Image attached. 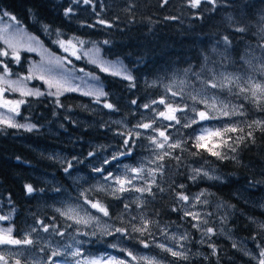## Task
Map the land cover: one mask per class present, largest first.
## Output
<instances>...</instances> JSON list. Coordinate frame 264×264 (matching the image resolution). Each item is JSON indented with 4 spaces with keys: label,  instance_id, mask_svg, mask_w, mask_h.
<instances>
[{
    "label": "trees",
    "instance_id": "trees-1",
    "mask_svg": "<svg viewBox=\"0 0 264 264\" xmlns=\"http://www.w3.org/2000/svg\"><path fill=\"white\" fill-rule=\"evenodd\" d=\"M69 2L70 0H0V10L17 17L28 32L54 53H60V48L53 42L57 38L58 29L65 37L77 36L87 41V44H98L104 55L123 59L135 77V87L130 88L129 81L101 72L93 64L87 65L102 80L104 90L109 94L102 101L106 99L113 103L119 111L105 109L102 103L97 105L91 97L78 92H67L60 97L65 105L63 108L55 107L50 102L53 99L51 97H27L30 104L21 107L22 116L17 118L25 121L23 117H27V122L37 125V128L28 132L0 126V214H8L15 208L12 212L15 228L13 234L21 237L35 219H45L51 223V218L56 217L59 226L63 218L58 216L55 208L61 207L60 201L66 200L68 196H77V184L83 190L95 183L92 177L96 174L92 167H100L103 156L117 151L123 143L117 132L124 131V128L112 121L124 119L126 126L131 128L141 119L140 114L147 111L142 107L137 109L131 103L132 100L143 105L150 99L159 98L164 93V83L172 80L176 74L183 75L184 70L189 67L199 71L205 56L220 62L223 59L220 54L224 53L231 62L228 66L241 67L246 62L243 57L256 48L261 49L264 41L260 34V29L264 27V21L261 20L264 0H220L212 11L203 10L211 9L212 6L208 4H203L201 9H189L186 0H168L166 4L164 0H92L87 5L80 0L78 5H74V14L66 18L63 12ZM29 8L33 10L35 19L29 15ZM197 12L199 18L193 14ZM228 17L232 20L229 21ZM98 20L106 21L111 27L97 23ZM44 25H49L51 35L44 31ZM237 26L247 27V31L237 32ZM225 36L230 41L227 50L223 43ZM104 41L109 43L105 44ZM213 48L216 49L215 52ZM25 54L21 53L20 64L7 60L13 75L26 73L23 68ZM223 94L231 97L226 91ZM245 104L251 119L264 116V113L256 112L253 105L247 102ZM84 105L88 108H84ZM255 137V143L249 142L247 147L241 146L237 154L238 162L219 161L204 154L212 162L210 165L213 164L219 171L220 180L190 179L191 170L187 165L202 163L200 157H189L181 167H177L175 160L167 161L164 177H157L160 185L167 190L158 192L154 189L157 195L148 210L149 215L158 212L155 219L161 226L172 224L169 229L190 233V240L186 242L190 259L177 261L176 264H255L242 251L232 246L236 242L230 237L244 240L252 250H256V244L251 238L258 229L253 221L260 222L264 219V209L261 206L264 200V133L257 131ZM139 143L146 145L147 141L141 140ZM101 145L105 147L99 149ZM90 151L95 152L93 157L88 156ZM134 153V156L124 159L136 162L148 151L136 147ZM73 157L82 162L76 163ZM61 160L73 161L70 176L64 172L67 164H62ZM77 177L81 179L76 181L74 178ZM26 184H31L36 191L28 194L24 187ZM180 184L186 187H176ZM57 187L64 191L55 192ZM203 187L213 194L210 199L214 205H205V211L216 213L208 225L217 231V235L212 236L209 241L216 246L215 255L208 243H199L201 233L192 228L191 223L181 219L183 213L172 211L173 207L178 206L176 192L191 195L193 191ZM145 196L151 200L147 194ZM106 201L116 205L115 208H110L113 216L123 208V203L110 196L106 197ZM217 204H223L224 207L217 209ZM138 211L140 210L133 205L131 212L135 214ZM224 215L228 218L221 224L220 217ZM103 220L108 218L104 217ZM112 223L120 226L119 221ZM78 227L88 233L96 232L94 236H77L80 240L88 241L83 247L90 254L105 252L123 257L121 251L110 247L117 243L120 247H127L140 254L163 257L168 264H172L174 260L154 246L145 249L135 240H120L118 234L102 235L101 230L94 225L88 228ZM153 231L158 240L159 229L154 228ZM54 239L61 240L58 236ZM61 242L68 243L69 240ZM35 250L38 257H45L46 253L39 252V248ZM205 256L208 258L205 259Z\"/></svg>",
    "mask_w": 264,
    "mask_h": 264
},
{
    "label": "snow or ice",
    "instance_id": "snow-or-ice-1",
    "mask_svg": "<svg viewBox=\"0 0 264 264\" xmlns=\"http://www.w3.org/2000/svg\"><path fill=\"white\" fill-rule=\"evenodd\" d=\"M82 2L87 5L92 3V0H82ZM167 2L168 0H164L165 4ZM219 2L220 0H186L189 9H201L203 4L211 5V9H203L207 11L215 10ZM79 3L80 0H70L63 15L66 18L71 17L74 14V5ZM28 12L31 18L35 19L31 8ZM193 14L199 18L198 12ZM0 16L9 17L14 22L13 26L6 25L0 29V43L3 44V47H0V57H11L17 64H20L21 51L37 50L32 44L36 38L28 36L26 41L22 40L20 37L24 35V32L19 27L21 22L17 17L3 10H0ZM170 18L177 19V17ZM228 20L231 21L232 18L228 17ZM261 20L264 21V14L261 15ZM97 23L111 27V24L104 20H98ZM87 26L93 27V25ZM43 29L51 35L49 25H44ZM235 30L245 32L247 27L237 26ZM260 34L261 39H264V27L260 29ZM56 37L53 42L69 57H75L77 60L88 58V62L99 67L101 72L127 80L130 88L135 87V77L122 63L100 60L99 47L94 45L92 50H85L87 41L77 36L65 37L59 29L56 31ZM36 43L39 46V42L36 41ZM104 43L107 44L109 41H104ZM223 43L227 50L230 45L227 36L224 37ZM215 51L216 49L213 48V52ZM220 55L223 58L220 62L205 56L204 64L199 71L192 67L185 69L183 78H174L171 83L165 85L164 93L159 98L150 99L143 105H139L137 100H132L131 103L136 105L137 109L142 107L147 111L140 114L141 119L131 128L126 126L124 119L112 121L124 128V131L117 132L123 141L121 148L115 151L110 158L105 156L100 167H92V171L96 174L92 177L95 180L94 184L83 190H80L77 184L78 195L68 196L66 200L60 201L61 207L55 208L58 216L63 218L59 226L56 223V217L51 218V223L46 222L45 219H35L33 225H30L21 237L13 234L15 228L12 223V212L15 208L13 207L8 214H0V222H8L7 226L0 224V264H29L28 257H31L33 264H168L163 257L140 254L127 247H120L117 243L111 244L110 247L121 251L123 257L111 254L96 256L88 253L83 247L88 241L77 239V236L89 234L94 236L96 232L88 233L78 226L88 228L92 225H96L102 235L116 236L118 234L120 240H135L145 249L154 246L161 253H167L173 257L172 264L189 260L190 250L186 247V242L190 240V233H170L169 228L173 226L172 224L166 223L161 226L155 219V216L159 215L158 212L149 215L148 210L157 195L154 189L158 192L167 190L160 185L157 177H164L167 161L175 160L177 167H181L185 165L189 157H200L203 163L199 167L187 165L191 170L190 179L193 181L198 178L220 180L221 177L210 175L213 169L205 168V165L212 162L206 159L204 154L207 153L208 156L215 157L219 161L238 162L237 154L241 146L247 147L249 142L255 143L257 131L264 133V116L251 119L245 104L247 102L253 105L256 112L264 113V79L257 78V73L264 77V60L259 61V67L248 60L246 61L247 69L232 72L228 70L231 62L224 53ZM47 63L63 69L64 64L71 63V61L66 57H52ZM80 71L83 72L84 69ZM12 75L8 63L0 60V109L3 110L0 111V126L3 128L24 129L28 132L37 128V125L31 122L20 123L16 119L22 116L21 107L30 104L27 97H51L53 99L50 102L55 107L63 108L65 105L60 100L61 96L67 92H80L81 95L92 97L93 103L97 105L102 103L105 109L119 111L113 103L107 102L106 99L102 101V98H106L109 94L104 90L98 76L91 75L90 79L96 81V84L84 90L74 85L69 76L63 73L54 75L52 67H45L43 64L31 65L27 75L19 76L15 80L10 79ZM189 77L198 82L199 86L192 87ZM32 79L41 80L45 89L29 88L27 81ZM154 85L155 82H153ZM225 91L229 96L241 100V103H233L232 100L222 98L221 94ZM7 93H18L19 98L9 99ZM83 107L88 108L87 105ZM23 118L25 121L28 120L27 117ZM170 129H175V131L172 132ZM184 129L190 131L185 132ZM141 140H146L147 144L139 143ZM104 147L101 145L99 149ZM136 147L145 148L148 155L139 159L135 165L123 163L121 158L134 156ZM94 155L93 151L88 153L89 157ZM73 160L76 163L82 162L76 157H73ZM60 162L67 164L63 170L70 176L69 170L73 168V161L61 160ZM113 167L114 170L109 171V168ZM74 179L78 181L81 178ZM24 187L28 194L36 191L31 184H26ZM176 187L184 189L186 186L180 184ZM54 191L61 193L64 189L57 187ZM129 193L139 195H126ZM145 194L151 197V200L147 199ZM210 195L213 194L207 189L193 195L182 191L176 192L175 199L178 206L173 207L172 211L183 213L181 219L191 223L192 228L201 233L199 243H208L212 254L215 255L216 246L209 241L212 236L217 235V231L208 225L216 213L197 210L198 205H210L211 202L207 198ZM109 196L123 203V208L115 216L110 212V208H115L116 205L106 201V197ZM133 205L140 211L133 214L131 212ZM222 207H224L223 204L216 205L217 209ZM104 217L108 220H103ZM227 218V215L221 216L220 223H225ZM112 221H119L120 226H115ZM253 222L256 223L258 229L251 238L256 244V250L253 251L238 243H233L232 246L242 251L255 264H264V222ZM154 228L159 229L163 242L156 239ZM68 229H74V231H68ZM41 233L48 235L46 237ZM56 236L61 240L56 241L54 239ZM65 239L70 243L61 242ZM41 242H43L42 246ZM36 248H39V252L46 253L43 259L37 256ZM207 258L205 256V259Z\"/></svg>",
    "mask_w": 264,
    "mask_h": 264
},
{
    "label": "rangeland",
    "instance_id": "rangeland-1",
    "mask_svg": "<svg viewBox=\"0 0 264 264\" xmlns=\"http://www.w3.org/2000/svg\"><path fill=\"white\" fill-rule=\"evenodd\" d=\"M6 25H9V26H13L14 25V22L11 21L9 19V17H6V16H0V29H3ZM19 27H21L23 29V32H24V35L22 37H20L22 40H27V37L28 36H33L35 37L34 35H32L30 32H28L26 30V28H24V26L22 24L19 25ZM10 31H11V28H10ZM36 38V37H35ZM36 41L39 42V46L37 45ZM36 41H33L32 44H33V47H36L37 50L36 51H33V52H28V51H21L26 53L25 54V57L23 58L24 61H23V68L25 69L26 73L25 74H15V75H12L10 77V79H17L19 76H24V75H27L28 74V70H29V67L31 65H41L43 64L45 67H52V74L56 75V74H60V73H63L65 76H69L70 78V81L74 84V85H78L80 86L81 88H83L84 90H87L89 87H92L96 84V81L90 79V76L91 75H95V76H98L96 73H94L93 71L89 70L86 66L87 65H91L92 63H89L88 62V58H82L80 60H77L75 57H69L67 53L63 52L61 49H60V53H54L52 51H49L46 47H44L42 45V43L40 42V40L38 38H36ZM97 46L100 48V53H99V58L100 60L102 61H105V62H110V63H122L131 73V70L129 68V66H127L125 64V62L123 61L122 58L120 57H115V58H110L106 55H104L102 53V49L101 47L98 45V44H95V43H90V44H86L85 45V50H92L93 47ZM263 45H264V41H263ZM0 47H3V44L0 43ZM52 57H66L68 60L71 61V63H65L64 66H63V69H60V68H56L54 66H50L48 65V61L50 58ZM0 60H5L7 62V60H12L11 57H0ZM243 60L244 61H248V60H251L254 64L257 65V67L260 66L259 64V61L260 60H264V47H261V49L259 48H256L254 51H250L248 52L244 57H243ZM13 63H16L14 60H12ZM95 65V64H93ZM96 66V65H95ZM97 67V66H96ZM248 68V65L247 63L245 62V64H243L241 67H235L234 65L233 66H228V70L229 71H232V72H237L238 70L240 69H247ZM80 69H84L83 72L80 71ZM98 69L100 70V68L98 67ZM242 74V73H241ZM174 78H183V75H180V74H176ZM173 78V79H174ZM257 78L258 79H264V77H261L259 73H257ZM172 79V80H173ZM190 79V78H189ZM172 80L166 82L163 84V88L165 85L169 84L172 82ZM191 85L192 87H198V82H194L193 80H191ZM100 83L102 84L103 88H104V84L102 82V80L100 79ZM27 86L29 88H40L41 90H44L45 89V86L43 85L42 81L39 80V79H32L30 81H27ZM75 93V92H74ZM80 93V92H78ZM12 93H7V98L9 99H17L19 98V94L18 93H13V95H11ZM228 95V94H227ZM90 97V96H89ZM221 97L222 98H227L229 100H232L233 103H237L239 104V100L235 99V98H232V97H228L226 96V94L222 95L221 94ZM92 98V97H91ZM93 99V98H92ZM189 102V101H188ZM191 103V101L189 102ZM200 107H203L202 105H200ZM0 111H3L2 109H0ZM16 119L20 122V123H25L27 121H23V120H19L17 117ZM167 123V122H165ZM170 131L174 132L175 129H170ZM115 151H111L110 153H107L103 156V158L101 159V161L104 160V157L107 156V157H111V155L114 153ZM148 153L145 154V156H147ZM123 163L125 164H132V165H135L136 162H128V160H125L123 157L121 158ZM203 163V162H202ZM201 164V163H200ZM200 164H197V165H192L193 167H199ZM115 165V162L113 161V166ZM213 164H207L205 165V168H208V169H213L214 171L210 172V175H215V176H219L221 177L219 171L217 170V168L213 167L212 166ZM105 167H108L107 165H105ZM114 170V167L113 168H109V171H113ZM207 179V178H206ZM211 180V179H210ZM205 189L204 187L203 188H199L198 190H195L192 192L191 195L193 194H196V193H199L201 190ZM209 200H210V204H213L212 200L210 199V196L207 197ZM183 203V202H181ZM214 205V204H213ZM264 205V200H263V203L261 204V206ZM262 209H264V207H262ZM197 210H201V211H205V205H198L197 206ZM100 215V214H98ZM260 220V219H259ZM260 222H264V219L263 220H260ZM194 223V221H193ZM0 224H3L4 226H7L8 222H0ZM95 227H97L96 225H94ZM169 232L172 233V232H184L182 230H174V229H169ZM25 233V232H24ZM24 233H22V236L24 235ZM42 235L44 236H47L48 234L46 233H41ZM232 237V239L238 243V244H241L243 246H246L247 248L251 249V247L249 245H247V243L243 240L240 241L239 238L235 237V236H230ZM78 239V238H77ZM158 241H161L163 242V239L161 236H159L158 238ZM70 243V241L68 242ZM55 245H53L54 247ZM252 250V249H251ZM36 251V250H35ZM255 251V250H253ZM105 254H109V253H105V252H99V253H96V254H92V255H96V256H102V255H105ZM113 255V254H111ZM144 255H149V254H144ZM116 256V255H114ZM39 258L43 259L42 256H40ZM59 259V258H57ZM28 260H29V264H33L32 262V259L31 257H28Z\"/></svg>",
    "mask_w": 264,
    "mask_h": 264
}]
</instances>
